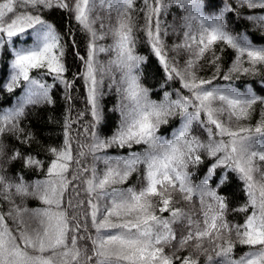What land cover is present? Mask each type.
<instances>
[{
	"label": "snow or ice",
	"instance_id": "snow-or-ice-1",
	"mask_svg": "<svg viewBox=\"0 0 264 264\" xmlns=\"http://www.w3.org/2000/svg\"><path fill=\"white\" fill-rule=\"evenodd\" d=\"M53 8L70 13L88 39L87 55L76 53L83 70L73 80L65 76L64 57L76 42L65 43L45 18ZM172 8L178 19L173 32L180 39L168 48L161 18ZM243 9L264 10V0H141L140 5L137 0H0V93L12 94L23 82L22 94L0 103V264H202L201 257L203 264H264V111L251 123L264 95L253 85L246 83L241 91L234 83L264 68V41L254 43L230 26L243 18L264 28V11ZM138 33L163 67L165 83L179 82L175 98L169 91L159 101L150 98ZM67 35L71 38V30ZM106 37L111 43L100 44ZM225 48L235 57L222 72L218 52ZM100 54L108 59L101 61ZM183 54L181 65L177 57ZM201 61L213 67L210 76L198 74ZM49 76L52 83L45 79ZM75 78L84 81L87 107L72 118ZM105 80L117 96L111 111L119 114L110 135L103 131ZM56 84L63 85L69 111L62 144L44 149L49 163L19 148L8 151L6 134L22 145L39 144L22 121L30 111L55 103ZM85 114L90 116L83 126L86 138L75 141L74 152L70 129ZM176 116L179 127L169 129L170 135L162 132ZM134 146L141 149L126 155L107 151ZM203 155L213 163L195 182L190 168L203 163ZM16 161L46 168L44 178L29 183L23 175L10 177L8 166ZM134 173L139 187H122ZM230 173L243 184L246 201L233 209L246 213L242 224L227 219L229 200L220 191ZM28 199L39 204L29 207ZM181 202L187 207H178ZM237 245L247 251L237 256Z\"/></svg>",
	"mask_w": 264,
	"mask_h": 264
},
{
	"label": "trees",
	"instance_id": "trees-1",
	"mask_svg": "<svg viewBox=\"0 0 264 264\" xmlns=\"http://www.w3.org/2000/svg\"><path fill=\"white\" fill-rule=\"evenodd\" d=\"M218 2L222 3L223 0H218ZM137 4H141V0H137ZM218 11V9H217ZM245 13L255 12L259 13L264 10H242ZM211 14V13H208ZM138 23L143 24V14L140 13ZM234 15V14H233ZM45 18L53 23L57 31L60 32L62 37L64 38L65 43L71 44V40L74 39L76 44L75 47H68L65 51L64 61L67 67V72L65 76L69 80H73V74L79 73L83 70V63L77 57L76 53L78 52L80 56L87 55V43L88 39L84 32H82L77 25L76 21L71 17V14L58 8H53L51 10H47L44 13ZM162 27H168V35L164 37L165 44L168 48H171L172 45L179 42V36L173 32V28L178 29V19L176 16V12L174 8L169 9V13L167 15L162 16ZM227 19V17H226ZM171 26V27H169ZM234 27L236 31H243L250 35V38L254 43H260L264 41V28L254 26L251 22H248L241 18L236 21L234 25H230ZM71 30L72 36L68 37L67 33ZM140 36V40L137 43V51L139 54L147 57V62L143 65L144 67V77L143 83L151 89L150 98L154 100H161L163 98V92L169 91L173 93V98H175L174 90L179 88L178 81H168L165 83V73L163 67L159 64L158 59L153 56L148 48L147 44L143 41V34L138 33ZM100 44H109L111 43V38L106 37L104 40L99 41ZM218 54L221 56V69L222 72H226L227 69L231 66L235 53L232 49L225 48L223 53ZM7 54H5L6 56ZM175 52L169 51V56H175ZM187 54H183L180 57H177L180 64H183L184 59ZM99 59L101 61H106L108 56L105 54H100ZM203 65L202 68L198 69V74L200 76H210L214 71L213 67L206 63V61H201ZM4 68L2 63H0V72H3ZM48 83H52V77H45ZM217 83H224L223 81H217ZM234 83L237 87L240 88L241 91L246 90L243 85L250 84L253 85L254 91L257 92L258 95H264V68H262L255 75H241L239 79L234 80ZM108 80H105L104 91L105 95L101 99V104L105 107V111L107 113V122L103 129L106 135H110L116 128L119 120V114L111 111L117 103V96L115 94V90L111 92L108 91L107 88ZM23 92V82H21L20 88L15 89L12 94H8L7 92L0 93V103H5L11 95L12 97H16ZM52 97L55 101L53 105H44L37 109L30 111L29 115H27L22 121V127H24L27 131H31L35 134L36 139L39 141V144L33 143L31 147L27 145H22L11 135H5L4 143L7 145L8 151H11L13 148H19L21 151L30 152L33 155H36L38 159L44 161L45 165L49 163L48 154L44 151L49 145L51 146H59L62 144L64 136H63V122L65 118V114L69 111V104L64 99V88L63 85L56 84L52 89ZM71 105H70V115L72 118H76L79 112H84L86 105V87L84 85V81L81 78H75L73 83V88L71 89ZM15 103V99H13V104ZM7 107H11L12 105H7ZM255 113L253 114V118L251 123H255L256 120L259 119V115L261 111H264V105L257 104L255 106ZM90 120V116L85 114L84 118L80 120L79 123L72 124L70 129V134L74 137L73 141V150L75 152L76 149V140H80L83 142L85 140V136L83 135V126L87 124ZM180 117L176 116L171 118L169 124L162 128V132H165L170 135L169 129L174 130L179 127ZM79 134V135H78ZM197 135H201V138H206V133H202V130H198L196 132ZM141 146H134L133 149L129 150L119 149L113 147L108 149L109 155H126L129 151L140 150ZM213 163V160L209 159L206 155H203V163L200 165L190 168V171L193 173L194 181L199 182V178H202L204 173L207 171L208 166ZM102 167V165H101ZM45 171H41L35 168H25L22 165L21 161L13 162L8 166L7 175L10 177H15L19 175H23L24 179L29 183L37 180L43 179L45 176ZM223 170L218 169L217 175H219ZM230 182L225 185L220 191L223 194L228 196L229 200V211L227 214V219L233 223L242 224L244 221V217L246 213L237 212L233 209L240 207L246 201V197L243 191L242 182L236 177L234 173H230ZM140 181L137 174H133L125 185L122 187H130L137 186L139 187ZM213 186H215V179L212 182ZM0 203H3L0 201ZM29 207L37 206L39 204L38 201L33 199H28L26 201ZM178 207H187L184 202H181L177 205ZM7 205L5 204V208ZM165 216L168 213H164ZM247 251L245 246L237 245L235 249V254L238 256ZM201 261L203 264V257H201Z\"/></svg>",
	"mask_w": 264,
	"mask_h": 264
}]
</instances>
